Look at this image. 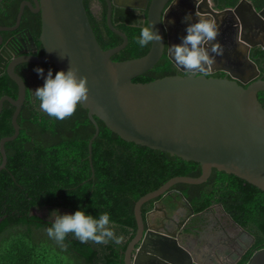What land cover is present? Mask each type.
<instances>
[{
    "label": "water",
    "instance_id": "water-1",
    "mask_svg": "<svg viewBox=\"0 0 264 264\" xmlns=\"http://www.w3.org/2000/svg\"><path fill=\"white\" fill-rule=\"evenodd\" d=\"M132 1L106 0L107 24L123 38L122 43L107 49L97 39L84 0H23L15 25L0 26V31L18 28L29 6L41 14L40 40L44 47L42 55L23 54L14 59L5 52L6 46L0 51V74L7 72L18 86L16 98L7 94L0 97V114L6 100L15 106L12 116L15 131L0 139V170L7 164L6 142L20 133L18 116L27 96L26 80L15 70V65L48 62L65 71L72 67L78 76L86 78L88 95L81 105L95 125L88 145L92 175L93 141L100 132L96 116L127 141L201 164L199 176H174L136 201L137 230L125 250V264H202L192 260L191 247L181 245L177 232L167 228L170 219L161 221L156 211L163 208L158 203L171 196L173 185L206 182L213 168L243 178L264 191V106L258 97L264 91V67L249 56L251 47L264 49V7L257 10L251 0H241L234 8L219 10L212 0H193L194 14L216 21L222 43L230 41L234 32L245 44L253 73L240 70L245 75L240 76L222 64L212 63L204 66L203 71L137 82L133 79L152 69L164 54L169 33L164 9L170 0H144L143 5H134ZM113 6L148 7L147 20L159 32L161 41L151 43L149 51L140 57L114 60L113 55L127 46L129 38L113 24ZM251 12L256 17L255 23L248 18ZM236 17L235 32L231 24L237 22ZM213 42L218 44L217 40L210 43ZM215 71H225L228 75H209ZM179 194L185 198L182 192ZM158 197L153 208L143 215V204ZM185 200L193 212L190 201ZM237 251L228 264H236L246 249ZM246 264H264V247L256 250Z\"/></svg>",
    "mask_w": 264,
    "mask_h": 264
},
{
    "label": "trees",
    "instance_id": "trees-1",
    "mask_svg": "<svg viewBox=\"0 0 264 264\" xmlns=\"http://www.w3.org/2000/svg\"><path fill=\"white\" fill-rule=\"evenodd\" d=\"M102 1L101 18L90 10V0H84V3L97 39L107 49L122 43L123 38L109 28L107 3ZM218 1L225 7L235 5L239 0ZM251 1L257 9L264 7V0ZM21 2L0 0L1 25L16 23ZM133 9L113 6L112 22L129 38L127 46L113 55L114 60L140 57L151 47L150 43L141 48L134 41L139 28L148 22V7L142 9L141 15H136ZM39 25V17L26 8L21 27H29L38 35ZM255 54L264 67V49ZM37 66L42 67L45 74L49 68L53 74L59 70L53 63L30 62L17 67L26 80L27 96L18 116L20 133L14 140L6 142L7 164L0 170V264H49L55 253L72 255L75 264H125V250L137 230L136 201L174 176H199L201 164L127 141L96 116L100 132L93 141L92 175L88 145L95 125L88 110L80 103L72 115L62 120L42 112L32 93L43 84V79L38 74L31 76L24 69ZM177 71V66L165 53L152 69L133 80L148 82ZM5 94L15 98L18 95V86L7 72L0 74V97ZM258 97L264 106V91H260ZM14 111L15 106L6 100L0 114V139L14 133ZM173 188L185 194L196 212H202L216 201L229 207L231 198L243 200L249 197H252L250 207L264 212L263 190L217 168H213L206 182H180ZM155 200L143 204V215L153 207ZM78 207L93 216L108 212L115 221V233L123 236L121 243L111 240L108 243L91 240L81 243L72 233H68L62 243L49 238L46 228L51 224L50 211L58 209L61 213H71ZM34 209L48 212L42 216L33 213ZM262 226L264 228V224ZM247 260L245 257L239 264H246ZM59 263L64 264L62 259Z\"/></svg>",
    "mask_w": 264,
    "mask_h": 264
},
{
    "label": "flooded vegetation",
    "instance_id": "flooded-vegetation-1",
    "mask_svg": "<svg viewBox=\"0 0 264 264\" xmlns=\"http://www.w3.org/2000/svg\"><path fill=\"white\" fill-rule=\"evenodd\" d=\"M30 1L33 2V0ZM104 1L106 2V0ZM172 1L173 0H170L166 8L164 9L166 10V22L169 28V33L166 36L167 43L165 46L164 54H168L169 45L173 43H179L180 37L185 34V23L182 22L180 16L182 15L183 17L186 13H191L193 21H195L198 17H201L198 15H194L193 9L195 8V2H193V0H175L173 4ZM212 1L218 4L217 9L223 10L226 8H234L241 0H239L235 5H227L225 7H221L220 1L218 0ZM26 8H29L31 10L29 6H26ZM103 9L104 3L102 0H90V10L98 18H101ZM32 12L35 13L40 19V33L38 35L33 34L29 27H21V23L19 27L14 30L0 31V34L2 36V38H0V41H2L0 43V51L3 46H6L5 52L10 54V56L12 57L11 59H14L15 57L23 54L35 53L38 55H42L44 53V47L40 40L42 28L41 14L40 12ZM228 17L232 18L230 14L228 15ZM248 18L252 21V23H255L256 17L253 12L249 14ZM144 19L145 18H143V20ZM234 19L237 20L238 18L236 17ZM169 20H173L174 23L170 24ZM237 23L238 20L237 22L233 21L231 24L235 32L236 29H238ZM0 26L12 25L0 24ZM8 31L9 33H7ZM219 35L220 34H218L215 39L218 41L217 45L214 44V42L210 43L211 41H205V43L203 44V47L206 49V51H208L209 55L215 57L214 65L216 66L222 64L229 68L231 72L238 73L240 76H245L244 74H242L245 71H251V73H253V66L246 58L245 44L237 39V37H235L236 35L234 34V32L231 33V40L227 41L226 43H222L220 41ZM214 46L217 48V51L222 49V53L220 55H216V53L212 52V48ZM261 49L263 48H261L260 46L251 47L249 56L258 62L259 57L255 53ZM3 54L4 53H2V55ZM228 55H230V57L226 58L225 56ZM25 63L30 62H22L15 65V70L17 71V67L25 65ZM176 66L178 70L177 73H191L183 70L178 65ZM24 69L31 76H36L37 74L34 71V68ZM240 70H242L243 72ZM262 72L263 70L261 71V73ZM216 73H219L220 75H216ZM209 75L225 76L228 75V73L225 71H215L213 73H209ZM171 190V196H165L164 198H166V201L164 202V199H162L158 203L161 208L163 207L164 211L163 217L160 218H162L161 221H167L170 219V223L167 224V228L169 230H172L173 232H177L179 243L181 245L185 244L191 247V252L194 254L192 260L198 261L202 264H228L238 254L237 250L241 249L244 251L246 249L245 253L236 263L239 264L245 257H248L249 260V258L256 250L264 247V228L262 226V224H264L262 222L264 212H258L256 209L250 207L249 202L250 200L252 201V197L243 200L231 198L230 202H228L229 207L227 206V204H222L221 202L216 201L209 205L202 212H196L195 210L192 212L186 204L185 199L187 198L185 194L178 189L173 188ZM179 192H182L185 198L181 196ZM159 199L160 197L156 198V200ZM46 212L40 215L44 216L47 214ZM249 234L250 237L248 236ZM251 238L252 240L249 241ZM249 254L250 256H248Z\"/></svg>",
    "mask_w": 264,
    "mask_h": 264
},
{
    "label": "clouds",
    "instance_id": "clouds-1",
    "mask_svg": "<svg viewBox=\"0 0 264 264\" xmlns=\"http://www.w3.org/2000/svg\"><path fill=\"white\" fill-rule=\"evenodd\" d=\"M136 15L142 14V9L135 8ZM185 23V34L180 37L179 43L168 46V54L178 66L187 72L193 70L203 71L204 66L215 62V57L210 56L203 47L205 41H213L219 34V26L212 18L198 17L193 21L192 14L186 13L182 18ZM169 23H174L169 20ZM135 43L143 48L154 41H161V35L153 27L151 21L144 23L139 28V34L134 38ZM212 52L216 55L222 53L214 46ZM34 71L43 79V84L36 87L33 97L38 101L39 109L50 117L62 120L72 115L78 104L88 95L86 78L78 76L76 69L68 67L57 70L55 74L51 68L45 71L42 67H35ZM51 224L46 228L49 238L57 243H62L68 233L81 243L91 240L95 243H108L110 240L120 244L123 236L115 233V221L111 220L108 212L98 216L87 213L78 207L74 212L61 213L52 209L49 213Z\"/></svg>",
    "mask_w": 264,
    "mask_h": 264
},
{
    "label": "rangeland",
    "instance_id": "rangeland-1",
    "mask_svg": "<svg viewBox=\"0 0 264 264\" xmlns=\"http://www.w3.org/2000/svg\"><path fill=\"white\" fill-rule=\"evenodd\" d=\"M195 16H197V14H194ZM180 18H182V15L180 16ZM182 20V19H181ZM230 57V55L225 56ZM47 210H39V209H34L33 213H37V214H43L44 212H46ZM47 213V212H46ZM59 259H62L64 264H75V262L72 260V255L69 254H57L55 253L53 257L50 258L49 264H62L59 263ZM62 262V261H61Z\"/></svg>",
    "mask_w": 264,
    "mask_h": 264
},
{
    "label": "crops",
    "instance_id": "crops-1",
    "mask_svg": "<svg viewBox=\"0 0 264 264\" xmlns=\"http://www.w3.org/2000/svg\"><path fill=\"white\" fill-rule=\"evenodd\" d=\"M143 1L144 0H133L131 3L134 4V5H143L144 4ZM165 201H166V198H164V202ZM164 207H166V206H164ZM156 215H157V218L163 217V215H164L163 208L161 210H157L156 211Z\"/></svg>",
    "mask_w": 264,
    "mask_h": 264
},
{
    "label": "bare ground",
    "instance_id": "bare-ground-1",
    "mask_svg": "<svg viewBox=\"0 0 264 264\" xmlns=\"http://www.w3.org/2000/svg\"><path fill=\"white\" fill-rule=\"evenodd\" d=\"M146 9V8H145ZM143 19V18H142Z\"/></svg>",
    "mask_w": 264,
    "mask_h": 264
}]
</instances>
